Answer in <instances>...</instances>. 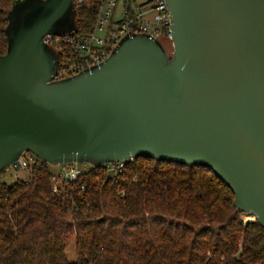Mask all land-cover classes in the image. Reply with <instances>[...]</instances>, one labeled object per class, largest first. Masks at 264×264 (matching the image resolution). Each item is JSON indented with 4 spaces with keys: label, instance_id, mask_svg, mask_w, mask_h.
Returning a JSON list of instances; mask_svg holds the SVG:
<instances>
[{
    "label": "water",
    "instance_id": "obj_1",
    "mask_svg": "<svg viewBox=\"0 0 264 264\" xmlns=\"http://www.w3.org/2000/svg\"><path fill=\"white\" fill-rule=\"evenodd\" d=\"M172 49L126 34L56 79L45 34L77 30L73 0H12L0 54V171L147 156L204 165L264 227V0H165Z\"/></svg>",
    "mask_w": 264,
    "mask_h": 264
},
{
    "label": "trees",
    "instance_id": "obj_2",
    "mask_svg": "<svg viewBox=\"0 0 264 264\" xmlns=\"http://www.w3.org/2000/svg\"><path fill=\"white\" fill-rule=\"evenodd\" d=\"M11 2L0 0V54ZM98 3L75 7L79 31L94 29ZM52 175L35 156L27 178L0 181V264H264V227L207 166L138 156L56 178L55 191Z\"/></svg>",
    "mask_w": 264,
    "mask_h": 264
},
{
    "label": "built area",
    "instance_id": "obj_3",
    "mask_svg": "<svg viewBox=\"0 0 264 264\" xmlns=\"http://www.w3.org/2000/svg\"><path fill=\"white\" fill-rule=\"evenodd\" d=\"M83 0H73L74 9ZM120 4L121 16L114 19L115 8ZM130 11L132 14L129 16ZM170 11L165 0H99L97 18L91 32L78 29L70 34H45L43 42L51 45L58 54L56 79L72 76L79 71L103 61L122 37L142 33L157 39L172 49L169 18ZM35 155L24 151L16 158L19 167H30ZM124 160L107 162L108 170H119ZM84 169L72 162H64L62 170L52 175V188L57 189L56 178L75 179ZM250 219V218H248Z\"/></svg>",
    "mask_w": 264,
    "mask_h": 264
},
{
    "label": "rangeland",
    "instance_id": "obj_4",
    "mask_svg": "<svg viewBox=\"0 0 264 264\" xmlns=\"http://www.w3.org/2000/svg\"><path fill=\"white\" fill-rule=\"evenodd\" d=\"M121 5L118 4L115 8V15L114 19H118L121 16L120 13ZM166 51L167 53H170V48L167 42H165ZM72 164H77L81 168L86 169L90 166L91 163L89 162H72ZM63 163H57V164H49V169L52 173H58L60 170H62ZM29 176V168L28 167H19L15 168L12 165H9L3 169V171L0 172V181L10 182L14 180L15 178H27ZM246 218H253L252 214H249ZM74 238L73 236L69 238V240L66 242L65 245V251L67 258L69 260L74 259Z\"/></svg>",
    "mask_w": 264,
    "mask_h": 264
}]
</instances>
